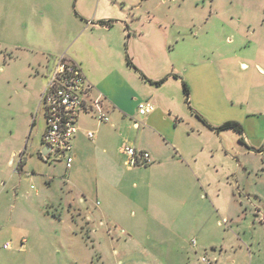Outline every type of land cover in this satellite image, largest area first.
Listing matches in <instances>:
<instances>
[{"label": "rangeland", "instance_id": "rangeland-1", "mask_svg": "<svg viewBox=\"0 0 264 264\" xmlns=\"http://www.w3.org/2000/svg\"><path fill=\"white\" fill-rule=\"evenodd\" d=\"M75 1L0 0V264H199L201 255L208 257L211 264H264V224L253 222L256 209L264 215V174L257 183L261 198L243 205L239 212L241 220H235V213H217L213 206L211 210V205L194 194L187 201L159 194L158 213L147 207L146 213L137 212L135 216L103 210L93 196L79 195V191L83 192L80 189H73L78 195L74 203H68L63 182L71 185L79 181L88 186L95 175L84 166L77 174L69 175L60 159L39 158L44 121L38 100L46 80L43 75L47 72L44 57L49 54L48 35L55 46L65 42L62 32L75 21ZM86 1V8L90 9L93 0ZM129 1L132 5L139 2L143 9L149 7L161 19L173 20L153 34L161 39L153 45L161 63L152 64L143 58L150 72L169 68L173 63L179 71L176 73L183 76L188 62L183 58L185 52L193 48L192 61H197L204 43L210 56L214 57L211 49H216L217 55L226 59L230 56L233 62H247L249 72L253 71L255 60L264 67V0ZM215 8L224 19L212 14ZM253 76L256 86L250 91L248 103L242 99L235 100L234 105L219 103L218 112L209 106L222 99L211 76L207 78L205 115L198 110L197 114L209 124L219 125L234 120L228 115L245 112L242 122L234 120L241 124L243 132L253 116L264 122V76ZM177 86L171 82L164 90L172 92ZM121 87V101L131 105V87ZM87 123H91L89 119ZM199 126L201 139L207 145L198 156V171L204 180L220 178L221 167L231 162L227 140L224 133L217 135L203 123ZM251 135L255 139L253 149L263 152L264 140L255 143L264 136V126L258 125ZM17 147L24 149L27 156L20 173L13 171L17 159L13 164L7 160L10 151ZM239 157L256 165L261 162V157L253 154ZM199 191L203 195L207 192L201 187ZM67 213H73V222ZM59 214L63 216L61 221L57 220ZM84 217L89 223L83 221ZM222 217L227 220L224 222ZM28 235L34 237V243H24L23 237ZM191 239L196 240L195 248L190 245ZM6 242L9 246L4 248ZM23 244L26 251L15 250Z\"/></svg>", "mask_w": 264, "mask_h": 264}, {"label": "crops", "instance_id": "crops-1", "mask_svg": "<svg viewBox=\"0 0 264 264\" xmlns=\"http://www.w3.org/2000/svg\"><path fill=\"white\" fill-rule=\"evenodd\" d=\"M86 3V0L75 1V21L62 32L66 39L63 44L55 46L52 43L54 39H51L50 34L48 35L49 45L46 50L49 54L44 57L47 71L43 75L44 78L55 57L60 54H65L78 63L87 80L102 94L103 106L109 116L108 123H98L89 116H81L78 120V131L73 140L72 166L68 170L65 169L64 163L62 166L69 175L77 174L82 166L91 168L95 180L88 186L79 181L71 185L67 181L63 182L64 188L67 189L64 193L68 203H74L78 195L73 193V189H80L83 192L79 191V195L93 196L100 202L103 210L108 208L118 214L135 216L137 212L140 215L146 213L147 207H153L158 213L161 209L159 194L174 200L181 199L180 201H187L194 194L211 205V210L213 206L217 213L224 211L235 213V220H241L239 212L243 205L251 204V199L261 198L257 183L262 180L264 174V151L253 149L252 144L255 139L251 133L258 125L264 126V122L253 116L252 121L247 123V127L245 126V132L242 133L243 143L239 140L240 135L233 131L230 134L231 130L216 132L211 129L217 135L224 133L223 137L228 143V148L226 147L228 154H226L229 155L231 162L225 168L221 167L220 178L204 180V176L198 171L197 159L207 143L204 138L201 139L199 123L202 121L195 113L198 110L205 115L203 110L209 96L206 80L210 76L222 99L215 105L211 104L209 106L211 109L218 112L221 110L219 103L233 104L235 100L241 99L248 103L250 91L256 86L253 75L263 77V65L255 60L252 63L253 71L249 72L247 62L238 60L233 62L230 56L226 59V56L217 55L216 49H211L214 57L210 56L209 49H205L204 43L200 46V59L197 61H192L193 48L185 52L183 58L188 62L182 71L183 76L176 73L179 71L173 63L169 68L165 65L166 68L163 70L150 72L146 70L143 58L146 57V61L152 64L161 63L160 55L153 51L155 40L159 43L161 39L154 37L153 34H156V30L157 33L160 32L162 25H167L168 21L173 22V20L169 17L161 19L154 14L155 11L151 12L149 7L143 9L139 2L136 3L137 5H132L129 0H93L90 9L86 8ZM212 14L218 16L219 10L215 8ZM229 17L232 20V16ZM191 18L189 24H192ZM165 35L167 37L166 33ZM166 61L168 62L167 59ZM163 77L164 81L161 84L153 83ZM181 80L190 84V86L188 84V100L185 99L182 91ZM171 82L177 83L178 89L172 92L165 91V85H170ZM119 84L131 87L130 90L133 92L129 96L131 105H125L121 101L120 93L123 88ZM140 99L151 101L154 104L153 111L140 115L137 106L135 108V104H138ZM41 110L44 121L43 108ZM243 114H231L227 118L242 122ZM247 114L254 113L247 112ZM88 119L90 124L87 123ZM88 131L92 132V137H88ZM226 132L229 134H225ZM262 140L264 136L255 144L258 145ZM122 144L148 152L152 162L137 163L134 166L125 165V156L120 151ZM241 147L245 150H241ZM42 148L40 139V150L37 154L46 161L40 155ZM241 154L260 156L261 162L259 165L247 162L245 159H240ZM14 158L17 161L13 171L20 173L27 161L25 150L17 147L10 151L8 163L13 164ZM201 182L204 184L202 185ZM200 187L206 189L204 195L200 193ZM245 208L246 206L244 207L246 211ZM259 212L260 210L256 209L253 222L264 224V215H260ZM68 215L72 221L73 213H67ZM62 217V214H59L57 220L61 221ZM222 220L225 222L227 219L222 217ZM83 221L89 223L86 217ZM218 223L221 224L219 220ZM41 240L42 238L39 242ZM23 241L27 244L35 242L31 235L27 238L23 237ZM83 243L87 246L85 242ZM196 244V240L194 246L190 243L193 248ZM29 246L31 247L30 244ZM26 249V245L23 244L15 250L24 252Z\"/></svg>", "mask_w": 264, "mask_h": 264}, {"label": "built area", "instance_id": "built-area-1", "mask_svg": "<svg viewBox=\"0 0 264 264\" xmlns=\"http://www.w3.org/2000/svg\"><path fill=\"white\" fill-rule=\"evenodd\" d=\"M39 107L43 108L45 127L41 136L42 145L50 150L49 159L56 157L63 161L68 170L72 166L73 140L78 131V120L81 116H89L98 123H108L109 116L103 106V96L90 83L81 66L65 54L56 56L50 67L39 95ZM154 109L149 100L137 104V112L145 115ZM92 137L91 131L87 132ZM120 151L124 154V164L134 166L137 163L150 164L152 159L148 152L137 150L133 146L122 144ZM195 245V239H191ZM9 243L3 244L7 248ZM199 264H211L205 255L198 258Z\"/></svg>", "mask_w": 264, "mask_h": 264}, {"label": "trees", "instance_id": "trees-1", "mask_svg": "<svg viewBox=\"0 0 264 264\" xmlns=\"http://www.w3.org/2000/svg\"><path fill=\"white\" fill-rule=\"evenodd\" d=\"M164 81V78L158 79L153 81L154 84L159 85ZM181 86H182V91L184 93L185 99L188 100V95H189V86L187 84V82L185 80H181ZM196 117L199 118L202 123L204 125H206L207 127H209L210 129L216 131V132H220V131H224V130H231L234 133L240 135L239 140L243 143V138L242 133H243V128L241 126V124L237 121L234 120H227L224 121L222 123H220L219 125H211L209 124L201 115L195 113Z\"/></svg>", "mask_w": 264, "mask_h": 264}, {"label": "water", "instance_id": "water-1", "mask_svg": "<svg viewBox=\"0 0 264 264\" xmlns=\"http://www.w3.org/2000/svg\"><path fill=\"white\" fill-rule=\"evenodd\" d=\"M49 148L47 147V146H43V148L41 149V151H40V155H41V157L43 158V159H49L48 158V156H47V154H48V152H49Z\"/></svg>", "mask_w": 264, "mask_h": 264}]
</instances>
